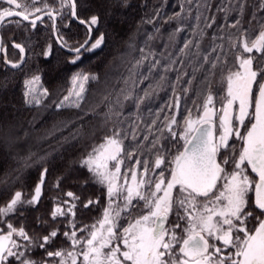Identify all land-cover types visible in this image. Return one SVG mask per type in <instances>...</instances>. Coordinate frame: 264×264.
Here are the masks:
<instances>
[{
    "label": "trees",
    "instance_id": "trees-1",
    "mask_svg": "<svg viewBox=\"0 0 264 264\" xmlns=\"http://www.w3.org/2000/svg\"><path fill=\"white\" fill-rule=\"evenodd\" d=\"M43 2L54 13L59 12L58 0ZM75 2L79 19L99 16V23L93 26L91 43L104 33L100 47L88 51L90 43L73 63L77 55L67 54L57 46L50 18H45L32 30L26 27L32 25L19 20L23 27L15 23L7 29L6 35L9 49L19 54V60L20 51L14 45L24 48L25 61L19 68L11 65L0 72V207L16 192L21 193L23 201L14 212L0 217V234L9 231V224L17 230L23 228L30 239L15 238L21 247L13 251L24 252V259L37 264H58L59 258L49 257L47 253L72 252L71 233L76 231L78 239L87 237L91 228L86 232L80 230L97 224L102 218L108 204L107 190L81 163L92 149L114 131L119 132L124 148L121 160L125 163L136 159L141 168H145L147 162L146 179L158 178L160 170L153 171L156 157L166 154L170 162L183 147L182 140H174L166 125L175 116L178 123L172 125V130L182 131L186 117L201 111L210 91L214 96L213 104L224 103L222 81L229 72L238 69L236 57L242 52L239 45L245 32L251 33L248 40L252 42L264 26L262 0ZM66 4L67 11L63 9V13L57 15V35L66 47L75 48L84 42L88 32L71 19L70 5ZM43 9L41 12L47 11ZM237 20L239 25H236ZM234 44L238 47L234 48ZM46 51L48 56L44 55ZM257 64L258 69H264L259 62ZM76 74L96 79L85 83L79 108L67 105L57 108L68 94ZM35 76L40 78L43 96L39 103L32 104L26 102L24 88L25 81ZM146 91L149 95L145 98ZM177 98L179 107H176ZM18 129L20 131H15ZM14 132H18L14 144L4 140L5 135ZM229 141L234 145L223 154L238 156L241 141L236 137ZM129 155L133 158L129 159ZM222 158L218 154V161ZM124 166L126 168V163ZM169 167L170 163L161 166L162 169ZM42 173L44 183L40 196L35 202L27 203L35 195ZM153 189L154 180L151 189L145 186L146 192ZM173 191L177 199L183 198L184 194ZM69 192L76 201L74 212L53 216L55 208ZM250 199H253L252 194ZM117 203L123 207L122 199ZM135 205L130 215L122 214L118 222L121 232L138 216L146 214L142 211L143 201L137 200ZM248 211L254 215L247 227L254 230L256 217L262 219L263 215L253 203ZM167 222L170 229L178 222L176 210L169 214ZM185 226L183 222L181 231ZM53 231L57 235L45 243L43 237ZM41 244L45 247L41 248ZM2 264H20V261L11 256ZM77 264H82L80 257Z\"/></svg>",
    "mask_w": 264,
    "mask_h": 264
},
{
    "label": "snow or ice",
    "instance_id": "snow-or-ice-1",
    "mask_svg": "<svg viewBox=\"0 0 264 264\" xmlns=\"http://www.w3.org/2000/svg\"><path fill=\"white\" fill-rule=\"evenodd\" d=\"M3 2L23 11H13L11 7L3 8L0 10V22L13 17L30 20L33 15L44 10L33 7L39 0H24L22 4L17 3V0ZM68 2L69 0H62L61 7ZM70 6L72 16L76 17L75 0H71ZM44 7L47 9V15L53 20L60 14H54L47 4ZM261 7L264 8V0ZM240 9L242 13L243 5ZM39 19V15L31 19L33 27ZM16 22L19 23V20ZM79 22L88 26L90 36L93 26L99 23V16L92 15ZM239 24L240 21L237 20L236 25ZM250 35L251 33L245 32V38L239 45L242 52L236 57L238 69L229 72L222 81L226 84V90L220 110L222 115H219L218 139L214 135L213 125V117L218 113L211 107L214 100L211 91L204 102L203 115L193 119L189 114L182 131L172 130V125L178 123L175 116L166 125L174 140L178 138L183 141V150L178 151L170 162L166 154L162 153L156 157L153 171L160 170L158 178H145L148 171L147 162L144 175H139L135 169L122 173L120 155L124 148L118 138L120 133L114 131L112 136L105 137L81 162L96 176L99 183L107 187L108 204L102 212V218L97 224L86 225L80 230L86 232L90 227L91 231L87 237L77 239L76 231L71 233L73 248L82 245L79 253L69 252L65 259L63 250H58L54 253L48 252L49 257H62L60 264H67L68 260L71 264H77V256L80 255L83 257L82 264H264V219L256 217L254 230L247 227L248 221L254 215L248 211L250 203H254L255 208L261 210L264 215V82H261L264 69L254 70L255 57L244 58V54L254 51L264 55V26L252 40L251 46L248 43ZM104 39L105 35L101 33L95 43L86 39L78 48L71 50L79 54L91 43V48L87 49L91 51L100 47ZM16 47L21 52L24 51L19 44ZM233 47L238 45L234 44ZM44 55L48 56L49 53L46 51ZM72 62L75 63V60ZM13 67L18 65L13 64ZM39 79V76H35L25 81L28 88L24 94L26 98L36 91L34 85ZM90 79L96 77L74 75L71 81L73 87L64 97V101L56 107L66 106L65 101L75 97L67 106L79 108V102L84 98V84ZM44 94H47V90ZM148 95L146 91L145 98ZM26 102L31 103L27 99ZM36 102L39 103L38 100ZM237 102L238 112L233 109ZM176 107H179L178 98ZM242 128L246 131H242ZM233 135L241 141L239 155L229 156L221 153V149L230 147L229 138ZM218 154L223 157L219 161ZM132 158L129 155V159ZM166 163H170V167L162 169L161 166ZM111 164L115 165L114 170L110 167ZM229 165L232 166L230 172L227 170ZM249 168L257 178L249 173ZM166 172L170 175H166ZM129 174L131 181L128 179ZM121 175L124 176L123 183H119ZM153 180L154 189L146 192L145 186L151 189ZM43 183L42 173L40 182L35 187V195L27 203H33L39 198ZM174 189L184 194L183 198L177 199ZM250 194L254 199H250ZM68 196H73V193L69 192ZM120 199L123 200V207L117 203ZM137 200L143 201L142 211L146 214L138 216L121 232L118 222L122 219V214H131ZM22 202L21 193L16 192L5 206L0 207V217L14 212L17 204ZM91 203L92 201H89V204ZM174 210L177 212L178 222L170 229L166 221ZM64 214L57 208L53 216ZM183 222H186V226L181 231ZM8 229L6 235H0V262L15 256L20 264H37L30 259H24V252L17 254L13 251L14 248L21 247L13 239V234L26 241L30 239L24 229L17 230L11 224ZM56 235L57 232L53 231L43 237V240L47 243ZM210 241L219 242L220 246ZM40 247L45 245L41 244ZM224 249L229 251L225 254Z\"/></svg>",
    "mask_w": 264,
    "mask_h": 264
},
{
    "label": "rangeland",
    "instance_id": "rangeland-1",
    "mask_svg": "<svg viewBox=\"0 0 264 264\" xmlns=\"http://www.w3.org/2000/svg\"><path fill=\"white\" fill-rule=\"evenodd\" d=\"M60 3H57V8H58V10H59V13L60 14H62L63 12H62V10L64 9V11L66 12L67 11V4H64V6L63 7H61V3H62V0H58ZM17 2L18 3H24V0H17ZM45 6V4H44V2H43V0H39V2L38 3H36V4H34V6L33 7H38V8H41V9H43V8H45L44 7ZM6 8H8L7 6H6ZM21 11H23V9H21ZM37 14H39V13H36L35 15H37ZM35 15H33V16H35ZM32 16V17H33ZM16 23V25H22V27H23V24H21V23H17L16 21H10V26H13L14 24ZM44 24H47V25H49V23L47 22V21H44L43 22ZM30 25H32V24H30ZM21 27V26H20ZM26 27H29V30H32V29H34V28H36L37 26H35V27H33V26H26ZM26 27H24V28H26ZM11 28V27H10ZM26 30V29H25ZM14 31V30H13ZM27 31H28V29H27ZM28 33V32H27ZM244 39H242V41H243ZM16 42V41H15ZM18 43V42H17ZM248 43H249V46H251V40H248ZM21 46V45H20ZM23 48V47H22ZM24 49V48H23ZM241 50H242V48H241ZM10 54H11V62L12 63H16L18 60H19V54L17 53V52H15L12 48L10 49ZM248 56H253V57H255V59L257 58V56H259V59H257V60H255V62H254V70H257V71H259L260 69H258L257 67H256V65H258L257 64V62H259L260 64L259 65H261V68L262 67H264V55H261V54H259V53H256L255 51L253 52V53H248V54H244V58H247ZM77 60V57H75L74 58V60ZM238 63V62H237ZM238 67H239V65H238ZM33 77H31L30 79H28V80H31ZM86 83V82H85ZM258 86V85H257ZM257 86H256V88H257ZM34 87H35V89H36V91L35 92H33L30 96H28L27 98H28V100H30L31 101V103L32 104H37V100L38 101H40V99H41V97L43 96V88H42V84H41V82H40V80L34 85ZM73 87V85L71 86V88ZM70 88V89H71ZM84 88H85V84H84ZM225 90H226V84H225ZM258 90V89H257ZM24 91L26 92V91H28V88L26 87V84H25V88H24ZM69 93V92H68ZM68 95V94H67ZM66 95V96H67ZM75 99V97H73L72 98V100H74ZM72 100H69V101H65V105H68V104H70L71 102H72ZM62 101H64V98L62 99ZM223 105V104H222ZM222 105H216V104H213L211 107H213L214 108V110L218 113V115H216V116H214L213 117V124L215 125V137L218 139V137H219V135H220V131H219V123H220V121H219V115H222V112L220 111L221 110V108H222ZM233 109L234 110H236L237 112H238V102L237 103H235L234 105H233ZM203 111H204V109H203V107H202V109H201V111L197 114V115H195V116H192V118L193 119H196L197 118V116L198 115H203ZM182 130H183V127H182ZM242 130V129H241ZM15 131H20L19 129L18 130H15ZM3 134H5V132H2ZM15 133V132H14ZM17 133L18 132H16L15 134H10V135H5V137H4V140L5 141H7V142H13V144L16 142V140H18V135H17ZM232 137H235L234 135L233 136H231L230 138H229V140L232 138ZM183 142V141H182ZM229 144L230 145H234V142L232 143V142H230L229 141ZM183 150V147H182V149H181V151ZM225 149H221V153H224V152H226V150L224 151ZM121 155H122V153H121ZM121 155H120V157H121ZM239 155V154H238ZM139 158V157H138ZM122 158H120V160H121ZM122 161V160H121ZM126 163V168H125V166H124V164ZM123 162L122 161V163H121V172L122 173H125V172H129V170H131V169H135L136 171H137V173L139 174V175H144V172H145V168H141V164H139V163H137V160L135 159L133 162ZM110 167L114 170L115 169V165L114 164H111L110 165ZM227 170L230 172L232 169H229V166H227ZM146 178V177H145ZM128 179H129V181H131V176H130V174H129V176H128ZM123 181H124V176L123 175H121V177H120V179H119V183H123ZM220 185H221V187H222V185H223V181H221L220 182ZM105 186V188H106V190H107V187H106V185H104ZM154 186H155V180H154ZM163 193H160V195H162ZM253 197V196H252ZM76 203V201H75V199L74 198H72V197H70V196H67V198H65L62 202H60L59 204H61L60 206H58L57 208H60L64 213H66L67 211L68 212H70V213H73L74 212V208H75V204ZM57 208H55V210L57 209ZM66 211V212H65ZM128 227V226H127ZM19 236H17V235H15L14 234V240H15V238H18ZM78 239V238H77ZM211 243H216L217 244V246H220L219 245V242H214V241H210ZM72 243V242H71ZM122 247V246H121ZM15 249V248H14ZM13 249V250H14ZM81 249L82 248H80L79 247V245H76L75 246V248H74V250L72 251V252H76V253H79L80 251H81ZM229 250L228 249H224L223 250V252L226 254L227 252H228ZM234 251V250H233ZM67 257H68V253L67 254H64V257L63 258H65V259H67ZM78 257H80L81 258V260L83 261V257H82V255H80V256H77V263H78ZM59 258V261H58V264H60V261H61V259H62V257H58ZM67 264H71V261L70 260H68V262H67Z\"/></svg>",
    "mask_w": 264,
    "mask_h": 264
},
{
    "label": "water",
    "instance_id": "water-1",
    "mask_svg": "<svg viewBox=\"0 0 264 264\" xmlns=\"http://www.w3.org/2000/svg\"><path fill=\"white\" fill-rule=\"evenodd\" d=\"M68 3H69V5H71V0H69ZM53 13H54V12H53ZM54 14H55V13H54ZM37 15L40 16V19L36 21V24L40 23V22H41L42 20H44L45 18H50V19L52 20V36H53V39H54L55 43L57 44V46H58L61 50H63L65 53L70 54V55H78L76 52H74V51L71 50V49H73V48L66 47V46L61 42V40L59 39V37H58V35H57V15H56V17H55V20H53L50 16L47 15V11L41 12V13H39V14H37ZM70 17H71V19H72L74 22L78 23L79 25L84 26V27L87 29V32H88V26H87L86 24H81V23L79 22L81 19H79L77 16H76V17H73V16H72L71 6H70ZM13 18H18L19 20H21V21L24 22V23L31 24V19H35V16L31 17L30 20H23L21 17H13ZM6 20H8V19H6ZM6 20H5V21H6ZM3 22H4V21H3ZM3 22H0V26H1V24H2ZM92 34H93V30H92V33H91L90 36H89V33L87 34V38H86V39H90V40H92ZM86 39H85V40H86ZM85 40H84V41H85ZM83 43H84V42H83ZM83 43H82V44H83ZM89 44H90V43H89ZM89 44H88V45H89ZM16 45H17V44L14 45L15 48H17ZM88 45L86 46V48L88 47ZM0 46H1V37H0ZM79 46H80V45H79ZM79 46H77V47H75V48H78ZM21 47H22V46H21ZM86 48H85V49H86ZM17 49L20 51L19 48H17ZM85 49H82L81 52L84 51ZM81 52H80V53H81ZM80 53H79V54H80ZM22 57H23V59H22ZM25 58H26L25 50H24L23 52L20 51V60H19V62L16 64V65H18V67H15V68H14V67L12 66V68H14V69L19 68V67L24 63ZM261 82H264V78L262 79ZM213 125H214V124H213ZM214 135H215V125H214ZM248 170H249V172L251 173L250 168H249ZM251 174L255 177V174H253V173H251ZM255 178H257V177H255ZM252 196H253V195H252ZM253 199H254V196H253ZM253 206L255 207L254 203H253ZM257 210L261 212V210H259V209H257ZM262 219H264V215H263V218H262ZM7 233H8V232L1 233L0 235H6ZM0 264H2V262H0Z\"/></svg>",
    "mask_w": 264,
    "mask_h": 264
},
{
    "label": "flooded vegetation",
    "instance_id": "flooded-vegetation-1",
    "mask_svg": "<svg viewBox=\"0 0 264 264\" xmlns=\"http://www.w3.org/2000/svg\"><path fill=\"white\" fill-rule=\"evenodd\" d=\"M18 3V2H17ZM0 4L3 5L2 7H0L2 10L3 8H6V6L9 8L11 7V10L13 11H21V9H16L15 6H9L7 3L3 2V0H0ZM13 20H19L18 18H11L8 19L6 21H4L1 26H0V37H1V46H0V72L1 71H5L6 68H10L11 65V61H10V49L8 46V40H7V29L10 28V21ZM21 21V20H20ZM10 43V42H9ZM11 44V43H10ZM19 61V60H18ZM18 61L14 64H17ZM168 221V220H167ZM166 221V223H168ZM211 243V242H210Z\"/></svg>",
    "mask_w": 264,
    "mask_h": 264
},
{
    "label": "bare ground",
    "instance_id": "bare-ground-1",
    "mask_svg": "<svg viewBox=\"0 0 264 264\" xmlns=\"http://www.w3.org/2000/svg\"><path fill=\"white\" fill-rule=\"evenodd\" d=\"M82 20V19H81Z\"/></svg>",
    "mask_w": 264,
    "mask_h": 264
}]
</instances>
